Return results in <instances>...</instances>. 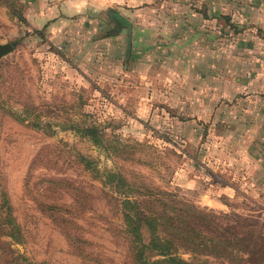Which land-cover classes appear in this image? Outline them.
<instances>
[{
  "label": "rangeland",
  "instance_id": "1",
  "mask_svg": "<svg viewBox=\"0 0 264 264\" xmlns=\"http://www.w3.org/2000/svg\"><path fill=\"white\" fill-rule=\"evenodd\" d=\"M183 1H132L126 58L109 26L57 36L30 0H0V205L21 232L4 227L0 264L161 260L128 200L181 259L264 264V0H190V30Z\"/></svg>",
  "mask_w": 264,
  "mask_h": 264
},
{
  "label": "crops",
  "instance_id": "2",
  "mask_svg": "<svg viewBox=\"0 0 264 264\" xmlns=\"http://www.w3.org/2000/svg\"><path fill=\"white\" fill-rule=\"evenodd\" d=\"M30 1L27 18L35 29L45 26L57 36L66 35L69 37L82 32L86 37L91 33H95L101 26H109L107 29H115L114 35L119 32L124 34L120 19H129L130 13L127 8L134 0H47V2L50 1L46 3L47 5L44 4L45 0ZM143 2L145 4L149 3L148 0H142ZM186 3L187 5H185ZM182 4L185 6L184 9L181 8L179 11H174V13L182 14V19L188 21L183 24L184 29L190 30L191 27L194 28L192 20L196 17V8L194 5L192 7L190 0L183 1ZM142 9H145V7L140 8V10ZM155 40L156 37L151 40V46ZM133 44L134 34L132 33L131 52ZM155 44L154 46H161L159 43ZM262 161L259 157L254 160L256 165L250 178L253 182V191L264 198V165L261 164Z\"/></svg>",
  "mask_w": 264,
  "mask_h": 264
},
{
  "label": "trees",
  "instance_id": "3",
  "mask_svg": "<svg viewBox=\"0 0 264 264\" xmlns=\"http://www.w3.org/2000/svg\"><path fill=\"white\" fill-rule=\"evenodd\" d=\"M93 133V132H90ZM94 134V133H93ZM133 204V205H131ZM8 201L3 200L2 204L0 205V236H4V232L6 231V229L4 228L5 226L7 227H12L11 232H9L8 236H11V234L13 233V231L19 230V227L17 225V223L14 222V220L12 219L11 215H10V206L8 205ZM131 205V206H130ZM140 205L137 200L131 201L128 200L126 202V206L128 207L129 211H132L134 214V216H131V219L129 220V222L132 221L133 226L130 229V233L134 230L138 231L139 228H141L142 226L146 228V230L149 232L150 238L148 240V242H146L145 245H143V247L146 250H154L155 251V255L159 256L161 258V260H157V261H153L151 258L152 256L148 254H144L143 249L141 248L140 252L138 254H133L134 255V264H192L184 259H181L179 257H177V251L176 248H174V244L171 240L168 239H163V237L156 235L154 230H156L154 225V222L156 220H154V218H151L150 216L147 215H143L142 212H140ZM123 209L125 210V207L122 203ZM6 209V210H5ZM4 210L8 211V215L6 213V216H4ZM136 211L138 213H140L142 216L139 217L138 214L136 213ZM125 216V215H124ZM134 219V220H133ZM160 219L163 220L164 223H169V221L172 220L171 217H168L166 215L161 216ZM143 223V224H141ZM167 223V224H168ZM156 224V223H155ZM184 228L182 232L180 231V227L179 226H175V225H171L168 224V228H172L174 229V233L175 234H182L184 235L185 232L187 230L190 229V225L188 223H184ZM15 230V231H16ZM134 238H138V233H131ZM19 237H21V232L19 230ZM5 237V236H4ZM10 238V237H9ZM182 238L179 239V241H181ZM188 241V240H185ZM193 242H190V244ZM5 243L2 242L1 238H0V250L2 252L6 251V247H5ZM154 253V252H152ZM22 264H40L38 262H32V261H28L26 259H23V261L21 262Z\"/></svg>",
  "mask_w": 264,
  "mask_h": 264
},
{
  "label": "water",
  "instance_id": "4",
  "mask_svg": "<svg viewBox=\"0 0 264 264\" xmlns=\"http://www.w3.org/2000/svg\"><path fill=\"white\" fill-rule=\"evenodd\" d=\"M121 24L123 25L122 32L127 35V44H126V58H129L131 53L132 45V31L131 24L127 20L120 19ZM14 49V45L11 42L0 44V58L9 54Z\"/></svg>",
  "mask_w": 264,
  "mask_h": 264
}]
</instances>
